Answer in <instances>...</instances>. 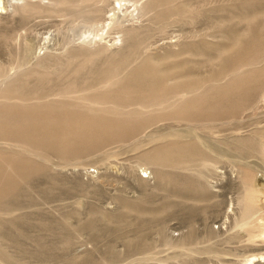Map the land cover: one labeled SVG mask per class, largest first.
<instances>
[{
  "label": "rangeland",
  "instance_id": "1",
  "mask_svg": "<svg viewBox=\"0 0 264 264\" xmlns=\"http://www.w3.org/2000/svg\"><path fill=\"white\" fill-rule=\"evenodd\" d=\"M26 1L0 9V264H264V0Z\"/></svg>",
  "mask_w": 264,
  "mask_h": 264
},
{
  "label": "bare ground",
  "instance_id": "2",
  "mask_svg": "<svg viewBox=\"0 0 264 264\" xmlns=\"http://www.w3.org/2000/svg\"><path fill=\"white\" fill-rule=\"evenodd\" d=\"M69 1H72V0H56L55 1V4H57V5H59V4H62V3H70ZM77 0H73L72 2H76ZM87 1V0H86ZM150 1H152V0H150ZM150 1H148L146 4H144L143 5V8H148L147 6H149V2ZM54 2V1H53ZM84 2V1H83ZM156 2H158L157 0H156ZM3 2H2V0H0V9L1 8H3V6H1V5H4V4H2ZM119 3H120V1H119ZM28 4H30V1H26V0H24V2H23V4H22V6L23 7H26ZM153 4V3H152ZM81 5V4H80ZM19 6L21 7V5L19 4ZM77 6V5H76ZM18 7V6H17ZM19 7V8H20ZM30 7H32L31 5H30ZM34 7V6H33ZM68 7V6H67ZM70 7V6H69ZM6 8V7H5ZM29 8V7H28ZM121 8V7H120ZM85 11V10H84ZM94 11V10H93ZM109 25V24H108ZM128 33V32H127ZM107 48H104V51L106 50ZM103 50V49H102ZM74 51V50H73ZM102 52V51H101ZM79 53V52H78ZM41 55V54H40ZM98 55H100V52L98 53ZM76 56V55H75ZM74 56V57H75ZM44 59V58H43ZM41 60H39V62H40ZM71 61V60H70ZM70 61H68V62H70ZM38 62V61H37ZM37 62L35 63L36 64V66H37ZM38 62V63H39ZM24 63H25V61H24ZM42 64H44V63H42ZM1 69V68H0ZM10 74H11V72H10V70L9 69H3V71L2 70H0V107H6V106H8V107H10L9 105H13V103L12 102H10V100L13 98L12 96H11V93L12 92H14L15 91V89H17V87L16 86H18V83L16 82V80H12V81H8V80H6V78L7 77H9L10 76ZM107 77V76H106ZM111 77H113V76H111ZM139 79H141V80H143V76H139ZM138 79V80H139ZM114 80H115V78H114ZM140 81V80H139ZM138 81V83H140ZM117 82H119V81H117ZM136 83V82H135ZM137 83V84H138ZM21 84V83H20ZM117 84V83H116ZM136 85V84H135ZM125 85H123V86H121V87H124ZM127 86V85H126ZM125 86V87H126ZM129 86V85H128ZM132 86H134V85H132ZM19 87V86H18ZM115 87V86H114ZM140 87V86H139ZM138 87V89H142V88H139ZM142 87V86H141ZM144 87H147V86H144ZM125 89V88H124ZM148 89V88H147ZM185 89V88H184ZM23 90V89H22ZM118 90V89H117ZM125 91V90H124ZM139 91V90H138ZM118 92V91H117ZM116 92V93H117ZM137 92V91H136ZM142 92V91H141ZM144 92H146V89H145V91ZM149 92V91H148ZM114 93V92H113ZM165 93V92H164ZM14 94V93H13ZM26 94V93H25ZM59 94V93H58ZM163 94V93H162ZM34 95V94H33ZM44 95V94H43ZM113 95H115V94H113ZM112 95V96H113ZM119 95V94H118ZM158 95H159V93H158ZM19 96V95H18ZM45 96V95H44ZM43 96V97H44ZM184 96V95H183ZM209 96V95H208ZM32 97V96H31ZM110 97V96H109ZM156 97V96H155ZM155 97H153V98H155ZM178 97V96H177ZM261 97V96H260ZM30 98V97H29ZM33 98V97H32ZM35 98V97H34ZM108 98V97H107ZM111 98V97H110ZM131 98V97H130ZM187 98V97H186ZM228 98V97H227ZM18 99V98H17ZM26 99V98H25ZM24 99V100H25ZM126 99V98H125ZM160 99H164V98H160ZM109 100V99H108ZM153 100H155V99H153ZM168 100V99H167ZM32 101V100H31ZM41 101V100H40ZM119 101V100H118ZM136 101V100H135ZM146 101V100H145ZM148 101H150V100H148ZM160 101V100H159ZM158 100L156 101V102H159ZM25 102V101H24ZM54 102H60V100L59 99H55L54 100ZM121 102V101H120ZM138 102V101H137ZM45 103V102H44ZM52 103V102H51ZM153 103H155V102H153ZM20 104V106H18V107H30V106H34V105H37L38 106V104H40V103H34V104H31V105H28V104H23L22 102H20L19 103ZM49 104H50V102H49ZM135 104V103H134ZM22 105V106H21ZM250 105H252V104H250ZM7 108V107H6ZM2 109V108H1ZM13 109V108H12ZM18 109V108H17ZM10 110V109H9ZM22 110V109H21ZM8 111V110H7ZM7 111H6V113H7ZM5 112V111H4ZM4 112H3V114H0V120H4V119H6L8 116H6V115H4ZM11 112V111H10ZM15 112V111H14ZM14 112H12V113H14ZM23 112V111H22ZM31 112V111H30ZM34 112V111H33ZM51 112V111H50ZM98 112V111H97ZM133 112V111H132ZM11 113V114H12ZM19 112L17 111V114H18ZM135 113V112H134ZM8 114V113H7ZM51 114H53V113H51ZM20 115V114H19ZM56 115V113L54 114V116ZM10 116V115H9ZM20 116H23V115H20ZM31 116V115H30ZM53 116V115H52ZM58 116V115H57ZM56 116V119L58 118ZM140 116V115H139ZM13 117V116H12ZM32 117V116H31ZM75 117V116H74ZM138 117V116H137ZM15 118V117H14ZM19 118V116H17V119ZM39 118V117H38ZM53 118V117H52ZM76 118V117H75ZM134 118V117H133ZM10 119V118H9ZM26 119L27 120H29V116H28V118L26 117ZM31 119H33V118H31ZM7 120V119H6ZM40 120V119H39ZM38 119H36V121H39ZM42 120V119H41ZM219 120V119H218ZM11 121H12V119H11ZM18 121V120H17ZM24 121V120H23ZM30 121V120H29ZM29 121L28 122H26V123H29ZM5 122V121H4ZM3 122V123H4ZM16 122V121H15ZM19 122V121H18ZM17 122V123H18ZM21 122H22V118H21ZM20 122V123H21ZM45 122H46V120H45ZM53 122V121H52ZM8 123V122H7ZM13 123V122H12ZM50 123V122H49ZM69 123V122H68ZM8 124H10V122L8 123ZM3 125V124H2ZM9 126V125H8ZM32 126V125H31ZM28 128V127H27ZM26 128V129H27ZM9 129H10V127H9ZM32 129V128H31ZM56 129V128H55ZM22 130V129H21ZM63 130V129H62ZM24 133V132H23ZM3 135V134H2ZM54 135V134H53ZM195 135V134H194ZM197 136V135H196ZM233 136V135H232ZM0 137H2V136H0ZM11 138V137H10ZM234 138H237V137H234ZM240 138V137H239ZM239 138H238V140L237 141H239ZM13 139V138H12ZM241 139V138H240ZM252 139V138H251ZM0 140L1 141H3V142H9V139L7 140L6 138L4 139V138H0ZM16 140V139H15ZM21 140V139H20ZM233 140V139H232ZM235 140V139H234ZM260 140V139H259ZM11 141V140H10ZM22 141V140H21ZM25 141V140H24ZM261 141V140H260ZM27 143H29L28 142V140H27ZM33 143V142H32ZM201 143H202V141H201ZM35 145V144H34ZM2 146V145H1ZM38 146V145H37ZM42 146V145H41ZM208 147V146H207ZM43 148V147H42ZM264 148V147H263ZM261 149V148H260ZM43 150V149H42ZM263 150V149H262ZM20 151V150H19ZM18 151V152H19ZM22 151V150H21ZM24 151V150H23ZM25 152V151H24ZM31 153V152H30ZM35 155V154H34ZM248 155V154H247ZM202 159V158H201ZM207 160H209V159H207ZM206 160V161H207ZM211 161V160H210ZM177 162V161H176ZM209 162V161H208ZM214 161L212 160V163H213ZM207 163V162H206ZM177 164V168H182V166H181V164H182V162H177L176 163ZM201 164V163H200ZM216 163H214V165H215ZM187 167V166H186ZM210 167V166H209ZM209 167H206V168H209ZM212 167H213V165H212ZM189 169V168H188ZM203 169V168H202ZM212 169V168H211ZM194 170H196V169H194ZM200 171H201V174H202V171L203 170H201V169H199V173H200ZM205 171V170H204ZM196 173H197V171H196ZM203 175H206L207 176V174H203ZM205 177V176H204ZM255 199V198H254ZM242 201H243V199H242ZM256 201V200H255ZM242 203V202H241ZM243 208V207H242ZM257 205H255V203L254 202H249V200H246L245 201V203H244V211H242V215H243V217H242V222H241V226H243L244 228H246V227H250V225H251V223H253V221H254V219H252L253 218V216H254V214L257 212ZM261 212V211H260ZM259 212V213H260ZM256 218V217H255ZM254 227H257L258 228V226L257 225H253ZM259 228H261V227H259ZM255 229V228H254ZM250 230V240L251 239H253L254 238V236L256 235L255 234V230H253V229H249ZM248 230V231H249ZM261 230V229H260ZM248 233V232H247ZM257 233V232H256ZM259 233V232H258ZM243 236V235H242ZM241 236V237H242ZM247 236H249V234L247 235ZM261 236H262V234H261ZM240 237V236H239ZM245 237V236H244ZM249 239V238H248ZM263 239V238H262ZM254 241H255V239H253ZM241 241V240H240ZM257 241V240H256ZM257 243V242H256ZM244 248V247H243ZM251 248V247H250ZM253 248V247H252ZM252 250V249H251ZM227 251V250H226ZM231 254V253H230ZM249 256H251V255H249ZM261 256V255H260ZM263 256H264V254H263ZM252 257V258H251ZM250 258H249V260H248V258L246 257V262L248 263L250 260H252L253 261V257H254V255L252 254V256H251ZM256 258H260V257H257V255L255 256ZM243 258V257H242ZM245 258V257H244ZM263 260V259H262ZM256 261V260H255ZM257 261H259V262H262V261H260V260H257ZM257 261H256V263H257ZM244 262H245V259H244ZM250 263V262H249ZM252 263V262H251ZM250 263V264H251Z\"/></svg>",
  "mask_w": 264,
  "mask_h": 264
}]
</instances>
